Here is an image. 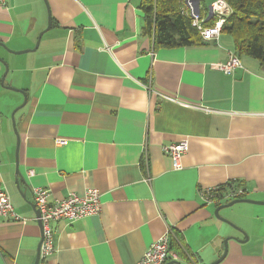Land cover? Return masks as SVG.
<instances>
[{
	"label": "crops",
	"instance_id": "crops-1",
	"mask_svg": "<svg viewBox=\"0 0 264 264\" xmlns=\"http://www.w3.org/2000/svg\"><path fill=\"white\" fill-rule=\"evenodd\" d=\"M141 1L0 6V184L27 220L0 217V264L37 260L35 189L52 204L89 188L101 212L55 223L49 264H139L167 232L181 264H213L226 247L220 264H264V68L241 57L230 75L214 69L235 53L227 35L155 49ZM182 140L176 170L164 147ZM221 186L258 202L220 210L239 231L216 217L232 201L203 200Z\"/></svg>",
	"mask_w": 264,
	"mask_h": 264
},
{
	"label": "built area",
	"instance_id": "built-area-1",
	"mask_svg": "<svg viewBox=\"0 0 264 264\" xmlns=\"http://www.w3.org/2000/svg\"><path fill=\"white\" fill-rule=\"evenodd\" d=\"M0 6H6V0H0ZM201 6H196L192 0H187L182 9L187 16L192 19V25L200 32L204 41H217L221 36L223 26L227 18L232 14V9L224 0H214L209 7L208 21L214 20L213 26H207V20L201 16ZM241 59L235 53H230L225 63L215 65L214 69L225 74H232L236 69L241 68ZM66 141H60L64 144ZM189 149L188 141L182 140L178 143L164 147L165 153L171 158L176 170L182 169L181 160ZM31 172L29 176H33ZM242 190L229 192L223 189H208L202 193L203 200L209 204L216 200L234 201L244 196ZM50 191L45 189H35L34 205L39 211L38 222L42 225V244L39 264H49V260L56 253V230L54 224L58 222L75 223L79 220L93 217L101 212V193L97 188H89L84 196L71 193L67 198L49 203ZM0 217L10 218L13 221L26 223L27 220L21 218L14 210L11 197L6 187L0 184ZM169 233L159 237L146 250L139 264H167L170 261H178V257L170 249Z\"/></svg>",
	"mask_w": 264,
	"mask_h": 264
},
{
	"label": "trees",
	"instance_id": "trees-1",
	"mask_svg": "<svg viewBox=\"0 0 264 264\" xmlns=\"http://www.w3.org/2000/svg\"><path fill=\"white\" fill-rule=\"evenodd\" d=\"M186 1H141L140 9L145 22L144 32L153 39L155 49L209 45V42L204 41L200 32L192 25V19L181 10ZM224 1L232 9V14L227 18L221 36L227 35L232 38L235 54L240 59L241 57L252 58L264 68V0ZM203 2L205 0H201V3ZM200 11L201 16L207 20L209 7L206 9L202 7ZM214 24V20L206 22L207 26ZM222 188L224 187L221 186L220 189Z\"/></svg>",
	"mask_w": 264,
	"mask_h": 264
},
{
	"label": "water",
	"instance_id": "water-1",
	"mask_svg": "<svg viewBox=\"0 0 264 264\" xmlns=\"http://www.w3.org/2000/svg\"><path fill=\"white\" fill-rule=\"evenodd\" d=\"M192 1L196 3V6H197V7L199 6L200 0H192ZM50 26H51V22L49 23V28H50ZM39 43H40V39H39V41H38V43H37V45H36V48H38ZM26 52H27V51H24V52H18L17 54H23V53H26ZM6 69H7V71L9 70L7 66H6ZM4 81H5V76H4L3 79H2V82H3V83H4ZM23 94H24L25 97H26V94H25L24 92H23ZM26 101H27V99H25V103H26ZM238 203H258V202H255V201H252V200H246V199H237V200H234V201H232L231 203H229V204H227V205H224V206L220 207L219 209H217V210H216V217H217L218 219H220V220H222V221H224V222H226V223L232 225L236 230L239 231L240 229H239L237 226L233 225V223H232V221H231L230 219H228V218H224V217H222V216L219 215L220 210H222V209H226V208H230V207H232V206H234L235 204H238ZM35 210H36V213H37V217H39V216H40L39 211H38L36 208H35ZM38 223L40 224V227H41V229H42L41 222H38ZM231 239H234V240H236V241H240L237 237H232ZM226 243H227V241H226ZM41 244H42V241H41ZM226 246H227V245H226ZM40 251H41V245H40V249H39V252H38V257H37V260H36L35 264H39ZM226 254H227V247H226V251H225L223 257H222L221 259H219L218 261H216L215 263H213V264H220V263L223 261V259L225 258ZM168 264H181V263L178 262V261H170Z\"/></svg>",
	"mask_w": 264,
	"mask_h": 264
},
{
	"label": "rangeland",
	"instance_id": "rangeland-1",
	"mask_svg": "<svg viewBox=\"0 0 264 264\" xmlns=\"http://www.w3.org/2000/svg\"><path fill=\"white\" fill-rule=\"evenodd\" d=\"M213 2H214V0H205V2L201 3V0H200V3L199 4H200V6H202L203 8L206 9L207 7H210ZM184 7H185V4H184ZM184 7H182V9Z\"/></svg>",
	"mask_w": 264,
	"mask_h": 264
}]
</instances>
